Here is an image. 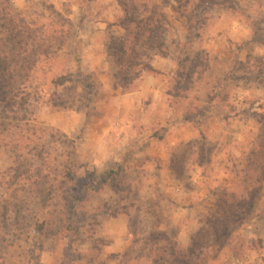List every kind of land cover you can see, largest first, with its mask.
<instances>
[{
  "label": "rangeland",
  "instance_id": "374dc122",
  "mask_svg": "<svg viewBox=\"0 0 264 264\" xmlns=\"http://www.w3.org/2000/svg\"><path fill=\"white\" fill-rule=\"evenodd\" d=\"M179 1H156L174 67L140 84L150 55L127 51L138 30L119 25L121 0H10L29 21H66L63 47L39 60L28 103L9 115L27 150L0 137V264H176L153 237L176 232L188 189L197 264H264V0ZM234 79L236 135L205 114ZM29 166L36 187L19 174Z\"/></svg>",
  "mask_w": 264,
  "mask_h": 264
},
{
  "label": "trees",
  "instance_id": "16d2710c",
  "mask_svg": "<svg viewBox=\"0 0 264 264\" xmlns=\"http://www.w3.org/2000/svg\"><path fill=\"white\" fill-rule=\"evenodd\" d=\"M169 1L162 0L165 4ZM175 2L180 8L182 2L179 0H175ZM201 2V4L207 5L217 4L215 0H202ZM120 5L123 15L118 21L119 25L126 31L130 25H134L138 32L129 42L130 49H126L128 44L127 35L124 36L123 42H119L115 46L117 56L122 59L126 50H130L137 57L150 55V62L141 65V70L138 71L133 80L140 82L145 74L154 71L151 60L156 55L166 56V43L163 36L167 31L168 22L153 0H121ZM55 14L59 17V30L52 26V23L48 24L47 22V24H44L40 23L39 20L29 21L25 16L13 10L10 0H0V137H9L13 141V152L15 153L18 151L23 153L24 150H27L24 145H27V141L31 140L23 132L12 130L16 126H11L8 121L9 115L15 114L17 108L21 109L28 103L30 92L27 89V83L39 60L52 54L53 51L61 49L65 42V31L63 29L66 20L61 18L59 12ZM15 129L17 130V127ZM16 171L19 172V169ZM19 174L25 175L26 180L32 187L39 184L37 182L39 173H32L31 166L28 167V170ZM27 203L31 204V201L29 200ZM9 205L10 202L6 200L1 203L0 229L6 228ZM216 225L214 223L212 226L215 237L214 244L219 246L217 233L220 228ZM199 234L200 231L197 236ZM153 239L168 243L169 255L173 257L174 263L197 264L196 255L201 254L202 247L197 246L195 239L185 252L178 250L180 247L174 237L167 233H162L159 237H153ZM164 263L170 264L171 262L164 260Z\"/></svg>",
  "mask_w": 264,
  "mask_h": 264
},
{
  "label": "crops",
  "instance_id": "0c3cea01",
  "mask_svg": "<svg viewBox=\"0 0 264 264\" xmlns=\"http://www.w3.org/2000/svg\"><path fill=\"white\" fill-rule=\"evenodd\" d=\"M155 3H157V0H153ZM206 28V26H205ZM151 65H152V69L154 70L152 73H148L146 74L143 79L141 80V83H145L146 80L150 79V80H154V81H158L156 80L158 76H164V74L168 71L171 73V69L173 66L172 61L170 60V58L166 55L165 57H154L153 60L151 61ZM162 72V73H161ZM205 77V76H204ZM203 77V78H204ZM236 79L233 80V84L232 81L228 80L229 85H232V89L228 91V94L226 95V100L227 103L225 104L224 101H222L224 103V105L222 103L219 102L218 99H215V101L211 102L212 105L209 108V111L205 114H207L208 116H216L217 118H221L222 122H225L224 116H227L226 119L227 121L226 123V131L228 132L231 131L233 132V135H236L237 133L235 132L236 128H234L235 126H233L232 124H229V121H233L235 120L236 122H238V118H240L239 114H235L237 113L234 109H235V104L237 105V102L234 101L236 99L235 96L237 95L238 98H241L242 94L240 92H236ZM141 87V86H140ZM140 90V88H139ZM139 94L142 95L141 92L136 91V92H132V93H124L122 94V98L126 99V96H132L134 95L136 101L141 100V98H139ZM236 94V95H235ZM244 97V96H242ZM157 99V100H154ZM154 99L151 100V102L153 103L154 101H158V99H162L161 93H157L154 96ZM259 103V102H258ZM214 104V105H213ZM232 104V105H231ZM221 108L219 109L218 107ZM202 107V106H200ZM201 108H199L198 110L200 111ZM242 109V108H240ZM202 113V112H201ZM238 113H241V111L239 110ZM233 119V120H232ZM220 126H222V124H219ZM195 128H198L199 130V125H195ZM230 126V127H229ZM242 126V124L239 125V127ZM192 128H194L192 126ZM230 128V129H229ZM211 130V128H210ZM232 134V133H231ZM186 196L190 197L191 199L193 198V190H186ZM183 193V190H179L178 192L174 193L175 196H180ZM174 196V197H175ZM189 198V200H190ZM189 200L187 201L188 203L186 204V207H181L182 211L184 212V220H181L180 223H178V219H176L174 221L175 227H176V232L172 235L175 239V241L177 242L178 246L182 249V250H186L188 249L192 242L194 237L197 235V233L200 230L201 227V216L197 215L194 211L196 210L194 207L192 208L190 206ZM183 217V216H182Z\"/></svg>",
  "mask_w": 264,
  "mask_h": 264
}]
</instances>
